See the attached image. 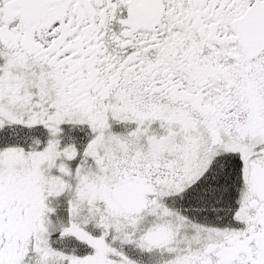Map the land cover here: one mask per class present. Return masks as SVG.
I'll use <instances>...</instances> for the list:
<instances>
[{"label":"snow or ice","instance_id":"snow-or-ice-1","mask_svg":"<svg viewBox=\"0 0 264 264\" xmlns=\"http://www.w3.org/2000/svg\"><path fill=\"white\" fill-rule=\"evenodd\" d=\"M0 264H264V0H0Z\"/></svg>","mask_w":264,"mask_h":264}]
</instances>
